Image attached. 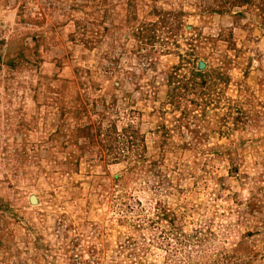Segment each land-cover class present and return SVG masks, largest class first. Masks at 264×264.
Masks as SVG:
<instances>
[{
	"label": "rangeland",
	"instance_id": "obj_1",
	"mask_svg": "<svg viewBox=\"0 0 264 264\" xmlns=\"http://www.w3.org/2000/svg\"><path fill=\"white\" fill-rule=\"evenodd\" d=\"M0 264H264V0H0Z\"/></svg>",
	"mask_w": 264,
	"mask_h": 264
},
{
	"label": "water",
	"instance_id": "obj_2",
	"mask_svg": "<svg viewBox=\"0 0 264 264\" xmlns=\"http://www.w3.org/2000/svg\"><path fill=\"white\" fill-rule=\"evenodd\" d=\"M201 68H204L205 67V64H201L200 66ZM31 202L32 203H37L36 199L34 197L31 198Z\"/></svg>",
	"mask_w": 264,
	"mask_h": 264
}]
</instances>
